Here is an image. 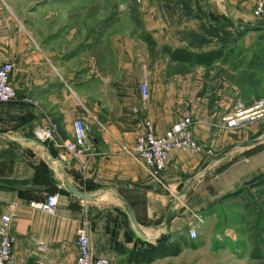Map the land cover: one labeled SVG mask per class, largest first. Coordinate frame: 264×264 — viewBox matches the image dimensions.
<instances>
[{"label": "crops", "instance_id": "crops-1", "mask_svg": "<svg viewBox=\"0 0 264 264\" xmlns=\"http://www.w3.org/2000/svg\"><path fill=\"white\" fill-rule=\"evenodd\" d=\"M255 2L0 0V64L14 66L11 85L18 93L16 102L0 103V134L14 139L0 138V227L10 216L16 264H74L77 232L86 223L93 255L114 264H137L131 259L138 254L157 255L142 264H264V230L244 229L245 208H236L264 182V120L219 128L225 114L247 101L239 86L216 95L214 67L225 60L173 59L177 51L184 58L223 48L227 57L236 48L233 73L264 76V15L254 16ZM253 87L264 97V77ZM185 118L215 156L175 151L153 177L133 156L143 121L163 136ZM78 120L89 126L93 145L86 172L53 144H45L52 163L44 148L27 141L35 140L37 127L50 125L57 140H72ZM257 139L263 141L240 148ZM65 172L98 200L74 199ZM54 194L52 213L31 205ZM124 201L146 237L135 231ZM193 228L197 239L190 237ZM164 235L166 244L156 245ZM148 244L157 247L151 252ZM169 244L181 249L178 256L164 255Z\"/></svg>", "mask_w": 264, "mask_h": 264}, {"label": "built area", "instance_id": "built-area-1", "mask_svg": "<svg viewBox=\"0 0 264 264\" xmlns=\"http://www.w3.org/2000/svg\"><path fill=\"white\" fill-rule=\"evenodd\" d=\"M264 0H256L254 8L255 17H263ZM14 66L10 63L0 64V103H13L18 100V93L11 85V75ZM140 96L142 104L146 105L150 99V85L144 79L140 83ZM138 111H135V113ZM264 119V99L257 101L251 107H238L223 117V123L228 129H237L249 122H257ZM193 121L185 118L172 127L165 135L156 134L154 123L148 119L143 121V129L138 135L133 156L144 165L150 174L158 178L165 171L171 161V154L175 151L187 154H204L214 157L215 152L202 145L192 132ZM35 140L43 144H53L63 153L69 155L83 171L92 158L93 145L90 138V128L83 120L74 124V137L72 140H57V132L53 125L37 127L34 131ZM58 204V195H50L45 202L32 203L31 205L43 212L52 213ZM198 222H202L201 216H196ZM0 227V264H16L14 248L16 239L10 232L11 217L5 216ZM191 239H197L196 229L189 231ZM75 246L78 252L74 264H114L106 258H98L93 255L88 223L82 225L76 237Z\"/></svg>", "mask_w": 264, "mask_h": 264}, {"label": "rangeland", "instance_id": "rangeland-1", "mask_svg": "<svg viewBox=\"0 0 264 264\" xmlns=\"http://www.w3.org/2000/svg\"><path fill=\"white\" fill-rule=\"evenodd\" d=\"M237 47V46H236ZM237 50L229 51L227 57H225V61L219 62L221 66L214 67V87L216 91V95L225 91L228 86H239L243 94H245L246 102L245 107L253 106L257 101L264 99L260 93H257L254 89L253 85L255 82L261 79L260 74H254L250 69H246L245 72H239L235 74L233 73L234 68L237 67ZM257 80V81H256ZM221 97V94H219ZM224 96V95H223ZM219 97V98H220ZM245 100V99H244ZM236 108L234 107L231 111H234ZM229 111V112H231ZM228 112V113H229ZM226 115V114H225ZM224 115V116H225ZM223 116V117H224ZM218 126L219 128L225 127L223 123ZM264 120V119H262ZM261 121V120H259ZM255 122H247L241 125L239 128L243 129L247 126L252 125ZM237 128V129H239ZM238 210L242 211L245 208V222L246 226L243 227L246 230H256L261 226V229L264 230V182L259 187H256L255 191L251 196L246 198V201L236 207Z\"/></svg>", "mask_w": 264, "mask_h": 264}, {"label": "water", "instance_id": "water-1", "mask_svg": "<svg viewBox=\"0 0 264 264\" xmlns=\"http://www.w3.org/2000/svg\"><path fill=\"white\" fill-rule=\"evenodd\" d=\"M0 138H3V139L8 140V141H14L13 138H11L9 136H6V135H3V134H0ZM27 141L30 142V143H33V144H35V145H37L39 147L44 148L46 150L47 157H48L49 161H51V162L52 161H54V162L56 161L52 157L51 152L48 150V148H47V146L45 144H43L41 142H38V141H35V140H27ZM262 141H263V139H257V140H254V141H250V142L242 145L240 148L241 149H245V148H248V147H251V146H255V145L260 144ZM64 167H66V165H64ZM194 182H195V180L193 182H191L188 186H186L184 188V190L179 195V198L184 197L192 189ZM64 183H65L66 190L72 195V197L74 199H76V200H82V201H86V202H96L98 200V197L97 196H92L89 193H86V192L81 191L78 188H76L69 181V178H68L66 172L64 173ZM124 203H125V207L127 209V212L129 214L130 221L132 222V225H133L135 231L139 235H141L142 237H146V233L142 229V227L140 226V224L138 222V219L136 217V214H135L133 208L126 201H124ZM175 206H176V203L173 204L172 208L170 209V211H169V213L167 215L166 221H165V229L167 231L170 229L171 223H172V221L175 218V213H174Z\"/></svg>", "mask_w": 264, "mask_h": 264}, {"label": "trees", "instance_id": "trees-1", "mask_svg": "<svg viewBox=\"0 0 264 264\" xmlns=\"http://www.w3.org/2000/svg\"><path fill=\"white\" fill-rule=\"evenodd\" d=\"M226 49L227 48H223V49H220L218 51H215V52H212V53H209V54H205V55H193V54H187L186 57L184 58H181L179 55L181 54V52H175L173 54V59L175 60H180L182 62H187V63H194V64H197V65H211V64H214L215 62L217 61H220V60H225L226 56H225V53H226ZM232 51V50H230ZM229 52V51H228ZM227 52V53H228ZM163 244H166V237L165 235L162 236L156 245L158 246H161ZM148 247H149V250H151V252H153L154 248H156L155 246H153L152 244H148ZM163 250H164V255L165 256H178L181 252V249L176 247V246H172L169 244L165 247H163ZM137 259H131L132 261H134L135 263L137 264H142V263H152L154 262L156 259H157V255H147V254H138L137 255Z\"/></svg>", "mask_w": 264, "mask_h": 264}]
</instances>
